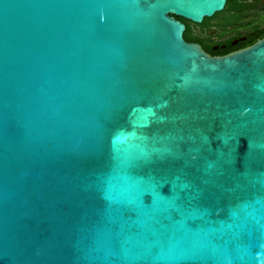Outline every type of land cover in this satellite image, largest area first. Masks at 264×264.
Instances as JSON below:
<instances>
[{
    "label": "water",
    "instance_id": "95a60500",
    "mask_svg": "<svg viewBox=\"0 0 264 264\" xmlns=\"http://www.w3.org/2000/svg\"><path fill=\"white\" fill-rule=\"evenodd\" d=\"M226 0H0V264H264V36L185 40Z\"/></svg>",
    "mask_w": 264,
    "mask_h": 264
},
{
    "label": "flooded vegetation",
    "instance_id": "af4514ba",
    "mask_svg": "<svg viewBox=\"0 0 264 264\" xmlns=\"http://www.w3.org/2000/svg\"><path fill=\"white\" fill-rule=\"evenodd\" d=\"M176 18L185 25L183 36L189 32L192 37L185 40L200 44L213 56L243 48L251 44H246L249 39L264 36V0H226L220 11L203 17L199 23Z\"/></svg>",
    "mask_w": 264,
    "mask_h": 264
},
{
    "label": "trees",
    "instance_id": "16d2710c",
    "mask_svg": "<svg viewBox=\"0 0 264 264\" xmlns=\"http://www.w3.org/2000/svg\"><path fill=\"white\" fill-rule=\"evenodd\" d=\"M184 37H185L186 39H192V37L190 36L189 32H185ZM259 37H260V36H258V37H253V38L249 39V40L246 42V44H247V43H248V44H249V43H252L254 40L259 39Z\"/></svg>",
    "mask_w": 264,
    "mask_h": 264
}]
</instances>
